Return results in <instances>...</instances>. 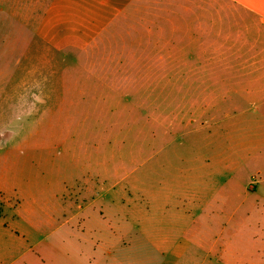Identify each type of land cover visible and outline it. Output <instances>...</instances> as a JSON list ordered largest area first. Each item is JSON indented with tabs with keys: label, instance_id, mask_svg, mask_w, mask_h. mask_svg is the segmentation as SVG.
Returning a JSON list of instances; mask_svg holds the SVG:
<instances>
[{
	"label": "rangeland",
	"instance_id": "obj_1",
	"mask_svg": "<svg viewBox=\"0 0 264 264\" xmlns=\"http://www.w3.org/2000/svg\"><path fill=\"white\" fill-rule=\"evenodd\" d=\"M176 1L140 0L122 20L125 41L132 32L134 40L128 36L129 45L165 47L167 43L158 42L153 33L157 15L165 9L167 15L190 13L196 10L197 1L199 5L204 0ZM234 26L239 37L236 46L240 47L246 25ZM221 28L227 32L228 25L221 24ZM251 35L252 42L259 40L255 31ZM120 42L114 40L110 46H120ZM198 42L210 47V41ZM189 43L199 46L195 40L189 39ZM168 46H178V40H171ZM103 57L94 60L105 63ZM140 59L138 70L121 71L124 77L120 79L129 80L118 88L123 95H134L139 99L137 103L78 101L89 91L76 90L69 80L77 74L69 68L75 67V57L48 50L37 39H29L19 13L12 14L7 3L0 0V264H52L54 259L83 256V247L61 250L55 242L84 239L82 214L90 199H96V206L102 203L126 212L147 209L151 195L159 201L158 209L173 208L171 183H165L162 169L161 177H157L160 181L155 180V169L150 181L149 168H154V153L157 161L163 160L171 149L197 142L196 134L182 132L179 125L195 118L197 110L206 106L211 89L196 81V66L210 64L211 56ZM165 64L169 68L164 71ZM105 170V179L100 183L95 172ZM252 182L257 190L237 191L233 204L252 211V230L238 234L235 248H230L233 251L228 248L231 235L227 227L222 231L196 232L189 227L164 232L166 226L162 225L153 236L166 238L165 247L137 245L121 249L109 245L108 264H218V257L244 250L246 247L239 242L251 236L255 248H262L264 184ZM182 205L188 208L190 203L184 201ZM54 226L61 227L57 230ZM146 227L142 223L130 232L126 230L132 229L129 223L123 233L139 237ZM107 233L112 242L111 228ZM181 241H188L190 247L184 258L174 262L173 245Z\"/></svg>",
	"mask_w": 264,
	"mask_h": 264
},
{
	"label": "crops",
	"instance_id": "obj_2",
	"mask_svg": "<svg viewBox=\"0 0 264 264\" xmlns=\"http://www.w3.org/2000/svg\"><path fill=\"white\" fill-rule=\"evenodd\" d=\"M4 1L12 14L19 13L29 39H37L48 50L75 57V67L69 68L77 74L69 80L76 90L88 89L89 93L78 99L84 103H137L139 99L134 95H123L118 88L129 80L120 79L124 77L121 71L138 70L140 57L211 56L210 64L196 66V81L211 89L206 106L197 110L195 118L179 125L182 132L196 134L197 142L171 149L163 160L157 161L154 153V168L153 165L149 168L150 181L153 169L155 180L160 181L157 177H161L162 169L165 183H171L173 208L158 209L159 201L151 195L147 209L126 212L109 209L102 203L96 206V199H90L82 214L84 239L55 242V247L61 250L83 247V256H68L64 261L54 259L52 264H108L109 245L121 249L137 245L165 247L166 238L153 236L154 230L160 231L162 225L166 226L164 232L189 227L196 232L222 231L227 227L231 235L229 249L235 248L239 233H251L252 211L235 208L233 204L237 191L257 190L252 181L264 184V0H204L199 5L197 1L195 11L174 15L172 12L167 15L165 9L157 15L152 28L157 41L167 43L162 48L129 45L128 36L134 40L132 32L126 36L128 42L125 41L122 20L140 0ZM225 23L227 32L221 28ZM237 24L246 25L240 47L236 46ZM253 31L259 39L256 42L251 41ZM117 39H121L120 46H110ZM173 39L178 40V46H168ZM189 39L195 40V44H199L198 40L210 41V47L201 43L189 46ZM96 57H103L105 63H96ZM167 66H162V70H167ZM178 66L187 68L186 64ZM151 70H156L153 65ZM102 90L106 92L101 94ZM95 176L102 183L106 170L96 171ZM103 198L107 200L106 196ZM184 201L190 203L188 208L182 205ZM129 223L131 230L126 229ZM142 223L147 227L139 237L123 233V229L133 232ZM54 227L59 230L61 226ZM251 241L254 242L252 236L244 237L239 242L246 247L244 250L230 251L228 256L218 257L217 263L264 264V245L256 249ZM189 247L188 241L176 242L171 253L174 262L184 258ZM253 247L254 251L250 250Z\"/></svg>",
	"mask_w": 264,
	"mask_h": 264
}]
</instances>
